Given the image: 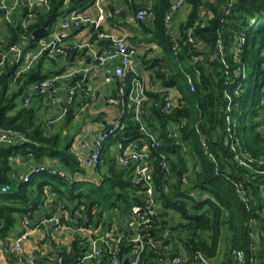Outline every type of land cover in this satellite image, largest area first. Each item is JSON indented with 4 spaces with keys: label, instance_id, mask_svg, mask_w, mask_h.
Returning a JSON list of instances; mask_svg holds the SVG:
<instances>
[{
    "label": "trees",
    "instance_id": "1",
    "mask_svg": "<svg viewBox=\"0 0 264 264\" xmlns=\"http://www.w3.org/2000/svg\"><path fill=\"white\" fill-rule=\"evenodd\" d=\"M187 1L192 4V11L187 23L181 27L178 52L171 47V36L164 21L171 0H154V14L148 20L151 22L148 28V21L137 22L150 35L147 42H165L161 60L144 62L148 68H155L151 83L159 88H175L178 95L173 107L165 112L152 106V100L160 97L159 92L147 90V100L142 108L147 113L141 114L139 119L161 143L157 150L150 152L151 198L155 214L151 216L148 232L152 243L144 247L141 264H171L170 260L175 257L183 258L177 264H226L234 251L243 253L246 264H264V166L257 167L261 173L240 167L231 150V142L237 141V152L253 159L264 157V132L259 129L264 116V0H238L228 14L224 9L226 0ZM91 3L89 0H47V6L33 9L35 17L26 32L15 12L11 22L3 21L7 33L0 50L19 42L22 32L29 43L25 49H33L37 39L32 37L35 29L47 21L52 27L70 10L83 9ZM202 6L210 10L211 18L205 26L194 29V35L208 44L207 50L202 52L205 61L196 66L200 71L196 76L194 66L187 58L191 47L183 35L194 25ZM132 7L135 15L137 5ZM19 9L22 17L25 16L26 9ZM241 31L245 42L237 54V35ZM50 33L49 30L41 37ZM218 34L225 64L219 59H209L216 48ZM95 39L99 46L109 49V40L98 35L93 37ZM84 55V50L79 52L81 59ZM166 56L172 58V63L162 65L167 62ZM44 62L50 61L41 60L16 80L13 79V64L7 62L0 70V127L18 130L24 138L13 145H0V187L9 186L7 192L0 193L2 243L15 234L17 223L25 218L33 226L32 213L45 200L44 186L53 196L54 210L68 213L70 227L98 229L99 235L111 230L124 217L136 219L135 207L145 212L149 206L148 185L134 182V166H119L116 152H109V148L114 149L118 142L127 144L139 137L140 123L133 110L121 118L123 127L105 142L100 164L87 172L82 161L74 155L72 144L88 116L74 122L77 106L72 103L66 106L62 119L47 125L34 106H23L18 101L31 83L54 75L44 70ZM241 66L246 72L244 78L240 76L238 80L235 71ZM61 73L63 70L56 75ZM187 75L191 76L193 90ZM132 78L134 73H127V91ZM76 79L77 76L70 78L72 84ZM238 85L239 94L235 95ZM12 86L14 90L10 89ZM227 95L231 97L230 101ZM226 112L236 119V125L231 129L232 137L223 121ZM243 118L244 125L241 124ZM169 131L177 133V138H168ZM11 156L29 165L52 161L66 174L63 177L46 172L32 174L28 182L12 179L11 174L20 171V165L12 164ZM162 159L164 166L160 165ZM86 174L95 182L72 181V177ZM183 175L188 177L186 185L181 182ZM239 182L244 183L243 190L249 198L247 205L238 198L235 184ZM170 214L178 215L177 223ZM253 218L259 224L257 236L250 234ZM114 233L130 238L142 231L140 227L136 230L124 227ZM44 242L49 244L51 259L42 264H58L60 257L81 254L89 249L87 239L75 233L67 246L51 236L45 237ZM122 247L128 252L132 244L124 241ZM219 257H222L221 262ZM105 260L103 256L101 262Z\"/></svg>",
    "mask_w": 264,
    "mask_h": 264
},
{
    "label": "built area",
    "instance_id": "2",
    "mask_svg": "<svg viewBox=\"0 0 264 264\" xmlns=\"http://www.w3.org/2000/svg\"><path fill=\"white\" fill-rule=\"evenodd\" d=\"M238 0H226L224 9L225 14H228L230 10L234 7L235 3ZM95 5H99L100 0H89ZM128 3L137 5L134 20L138 21H148L153 18V6L154 0H127ZM187 0H171V4L167 13L164 16V21L166 24V29L171 36V47L174 51L178 52L180 49V40L182 36L176 34L174 31V21L175 16L179 10L186 4ZM47 6V0H0V12H4V16L8 17L11 9L13 8H25V16L23 20L22 27L27 29L31 21L34 19L35 15L33 9L35 7H44ZM206 16H211V12L205 6L201 7L200 18L194 22V25L189 29L185 30V35L183 38L186 43L191 47V50L188 52V59L191 64L194 66V74L199 75V68L196 67L197 64L205 61V56L202 54L203 51L207 50L208 44L201 38L194 35V29L196 26L202 25V19ZM103 18L102 11L98 18H89L84 15L81 9H73L67 12L63 16L59 29L46 37H39L34 42V48L26 50V46L20 42L10 44L6 49L0 50V70L6 65L7 62L15 66L14 69V80H16L23 73H26L31 70V68L38 63L41 59L53 60L60 56H65L68 51V47L61 43V38L65 35L64 30H68L69 27L73 26L76 29H80L85 24H90L95 28H98L100 22ZM63 30V32H59ZM238 41L236 42L235 51L237 54L240 53L241 47L245 42L244 32H239ZM27 38V36H25ZM99 38H104L110 41V47L105 53H101L98 57L95 58L96 64L98 66H103L110 63L112 65L111 76L115 78L116 92L113 95H105L100 92L97 95V98L107 106L113 107L117 110L116 114L110 118L106 125L102 127L96 135L91 138L89 141L86 139L77 140L72 144V150H74L75 145H79L82 150L87 149L88 152L83 158L82 165L87 172H91L97 165L101 162V152L104 146V143L111 137H114L117 130L121 129L122 123L121 118L126 114L130 113L132 110L137 115L136 120L140 119L141 114H146L147 112L143 110V102L147 100L145 92L147 90L159 92L160 97L157 100H152V106L156 109L162 111H169L174 103L177 100V92L175 88H159L152 89V87H145L140 80L135 77L137 73L132 70L133 58L136 56V50L132 47H129L123 37L100 34ZM219 59L223 64L225 61V53L222 46V40L220 34H218V39L216 41V48L213 54L210 56V61L212 59ZM78 64H81L83 59L78 58ZM83 69L81 67H73L68 72L66 77L68 79L77 76ZM133 72L134 78L130 82L129 91H127V73ZM245 68L241 66L235 71V76L240 79V76L244 78ZM111 76H106L104 78L105 82L111 80ZM64 77V76H62ZM187 81L191 90L194 88V84L191 80V76L187 75ZM83 86L82 80H76L74 83L67 88L69 95V101H72L73 96L75 95L77 89ZM58 85L57 77L46 78L42 81L34 82L29 87V93L24 97L23 106H27L29 100L32 96H42L47 99L48 104L51 107H59V113L56 117L49 118L46 120L47 125L55 124L58 120L62 119L66 113V105L61 104L58 96ZM240 85L236 88L234 94H239ZM228 101L231 100V97L227 95ZM229 112L230 109L228 108ZM77 118V115H76ZM224 125L229 133L236 125V119L232 117L227 112L223 115ZM140 135L137 140L130 141L127 144L124 142H118L115 146L116 161L119 166H134V182L136 184L144 183L148 185L147 195L149 197L148 203L149 206L147 210L141 211L138 207L133 209V213L136 214V221L133 223L135 230L137 227H140L142 233H137L132 237L128 238L123 234H115L113 230H109L103 235L98 234L97 229L90 227L77 226L70 227L67 222L69 221V216L67 214H62V211L54 210L52 206L53 197L49 192L47 186L44 188L46 193V201L44 200V210L45 216L43 218L36 220L31 225V222L25 218L22 221V230L15 236L7 238V241L2 243L0 242V250L8 255H10L15 264H33V259H38L37 257L32 258L27 256L26 246H28L33 238V235L39 230V228L45 224H49L51 232L53 234H60L64 231H72L77 235H82L85 237L89 244V249L86 252L81 254H74L73 259L69 264H116L117 257L119 252L123 249L122 245L124 241L132 244V248L128 252H122L121 262L127 260L126 264H141L142 262V253L146 244H151L152 240L149 238L148 232L151 229V216L155 214L153 209V199L152 188H151V159L150 152L151 150H157L161 143L157 136L151 133L145 124L140 120ZM261 131L264 132V116L262 118V123L259 127ZM233 134L231 133V137ZM167 137L171 139L177 138V133L169 131ZM24 140L23 135L18 130L12 128H3L0 127V145H13L16 140ZM238 142H231V150L234 152V159L237 162V165L244 167L247 170L253 171V173H261L257 167L264 166V157L253 159L245 154L237 152ZM79 156V155H78ZM80 158V157H79ZM10 162L12 164H18L19 158L16 156L10 157ZM160 165L164 166L165 161L162 159ZM46 172L50 175L56 176H65L66 171L59 168L52 161H45L37 165H29L25 171H14L11 174L12 179H18L22 182H28L32 174H39ZM73 182H95L89 177V175L76 176L72 179ZM181 182L183 185L188 183L187 175L181 177ZM98 183V182H97ZM96 183V184H97ZM236 190L238 198L247 205L249 203V198L245 195L243 190V182L236 183ZM9 190L8 185H3L0 187V193H5ZM191 195H193L191 193ZM262 195L264 197V187L262 188ZM141 214V215H140ZM251 236L256 234L257 228L259 227L258 220L253 218L250 221ZM147 238V239H146ZM33 249V248H32ZM34 250V249H33ZM105 256L106 260L101 262V258ZM70 257V256H67ZM65 258V257H63ZM62 257L58 258V264L63 259ZM183 259V258H182ZM180 257H175L170 260L171 264L180 263L182 260ZM43 263V262H42ZM41 263V264H42ZM215 264V263H213ZM226 264H246L244 260L243 253L240 251H234L230 255V259Z\"/></svg>",
    "mask_w": 264,
    "mask_h": 264
},
{
    "label": "crops",
    "instance_id": "3",
    "mask_svg": "<svg viewBox=\"0 0 264 264\" xmlns=\"http://www.w3.org/2000/svg\"><path fill=\"white\" fill-rule=\"evenodd\" d=\"M208 1L214 2L215 0H208ZM132 6L133 4L128 3L127 0H100L98 6L95 5L94 3L87 5L85 8L81 9V11L84 15L88 16L89 18L92 19L98 18L100 15V11H102L103 18L100 22L99 27L95 28L90 24H85L80 29H76L75 27L71 26L69 27L68 30H64L65 35L61 38V43H63L65 46L69 48L67 54L65 56H60L56 58L55 59L56 62L54 63L52 62V60H45V59H44L45 61H50V62L42 63L44 66V70L46 72H51V73L53 72L54 75L52 76L57 77V85L59 86L58 96L61 104L63 103L66 106H68L73 103L74 105L77 106V110L74 113L73 121L77 122L83 120L85 115L88 116L87 117L88 121L85 122V124L81 129V132L75 137L73 143L77 140L80 141L83 139L89 141L91 138H93L96 135V133L102 127L106 125L107 121L110 118H112L117 112L115 108L105 105L103 101L97 98L99 91L104 93L105 95L115 94L117 82L115 78L111 76L112 65L110 63L105 64L103 66H98L96 64L95 61L96 54L99 52L105 53L108 50V48L107 46L105 47L99 46L97 40L96 39L93 40V37L95 35H98V37H100V34L123 37L127 45L129 47L134 48L137 53L136 56L133 58V65H132V70H134L137 73L135 77H137V79L140 80L145 87L147 86L152 87V89L154 90L159 89L158 86L151 83V77L153 75V70H155V68L153 70L148 68V65L144 62L150 59L161 60V55L163 54V48L157 42H147V39L149 38L150 35H148L147 31H144L143 27L138 25L137 22L134 20V9ZM19 10H20L19 7L11 9V12L8 17L4 16V12H0V22L3 23L4 20L7 22H11L13 14L16 12L15 14L18 16L17 20H19L20 26L23 29L22 24L24 20V15L22 17V13ZM191 11H192V4L187 1L186 4L176 14L174 21V31L176 34L179 35L181 34L182 31L181 27L187 23ZM200 12H201V7H200ZM200 12H199V17L197 19L200 18ZM62 18L63 17L58 19L57 22L54 25H52V27L49 26L48 31L50 30L51 32L49 35H51L52 33H54L59 29ZM210 18L211 16L204 17L202 19L201 26H205L207 24L208 19ZM150 23L151 22L149 21L146 23L147 28L149 27ZM23 30L26 32V29ZM59 32H63V30H59ZM2 33L3 36L6 37L7 30H4ZM19 42L24 44L26 47L29 45L28 38L25 37L23 32L20 35ZM82 50H84L85 55L82 57L83 59L82 63L78 64L77 60L79 58V52ZM69 51L70 54H68ZM72 59L73 61H71ZM38 63H36L33 67H35ZM165 64L166 62L162 63V65ZM73 67H81L83 69V71L77 75V79H76V80H82L83 86L77 89L75 95L72 98V101H69L67 88H69L72 85V81L68 79L66 75ZM60 70H63V73H61V75H56ZM52 76L49 78H53ZM106 76H111V80L105 82L104 78ZM30 85L28 86L26 92H24L22 100H20L22 104H24V97H26L27 93H29ZM28 105H32L36 108L37 113L42 118V120H47L49 118L56 117L57 114L59 113V107L58 106L51 107L48 104L47 99L42 96H36V95L32 96L27 106ZM46 110H51V111L46 112ZM105 145L106 144L104 143L103 148L105 147ZM72 151L77 158L80 157L79 158L80 160H83V158L86 156L88 152L87 149L82 150L79 145H75V148ZM109 152L114 153L115 149H113V147H110ZM27 164L25 162L19 161L18 165H20L19 166L20 171H25L29 166V164L28 165ZM44 198L46 201L45 192H44ZM44 203L40 204L39 209L33 211L32 213L33 223L36 222V220L41 219L43 218V216H45ZM61 213L68 215V213H66L65 211H62ZM170 217H172L175 223L178 222V215L170 214ZM135 221L136 219L134 218L124 217V220H121L119 224L117 223V225L115 224L113 225L114 227L112 228V230L114 232L115 230H119L124 227L125 228L132 227L133 230H135V226L133 225ZM19 223L20 226L18 227V229H15V234L13 236L18 234L22 230V222ZM73 235L74 233L69 230L61 232L58 235L53 234L51 232L50 225L45 224L39 228V230L33 235L31 243L28 246H26L27 256L32 258L37 257L38 259L44 258L42 262H44L45 260H50L51 258L48 253L49 244L48 242L47 243L44 242L45 237L51 236V238L56 240V242L59 241L63 245L67 246L70 244ZM42 242L44 243L42 244ZM46 255H48L49 257L45 258ZM5 256L7 257L6 259ZM221 260L222 257H219L220 262ZM0 264H15V263L10 255L4 254V252L0 250Z\"/></svg>",
    "mask_w": 264,
    "mask_h": 264
},
{
    "label": "water",
    "instance_id": "4",
    "mask_svg": "<svg viewBox=\"0 0 264 264\" xmlns=\"http://www.w3.org/2000/svg\"><path fill=\"white\" fill-rule=\"evenodd\" d=\"M49 28V22H45L44 25L38 29H35L32 33V37L33 38H39L40 36H42V34H44L46 31H48ZM101 53H97L96 57H98ZM66 202L63 203V205H65ZM123 249L119 252L118 257H117V261L116 264H126L127 260H125L124 262H121V255H122ZM49 256L46 255L45 258H48ZM73 259V254L70 257H65L60 261V264H69ZM44 260V258H40V259H33L32 263L33 264H41L42 261Z\"/></svg>",
    "mask_w": 264,
    "mask_h": 264
},
{
    "label": "rangeland",
    "instance_id": "5",
    "mask_svg": "<svg viewBox=\"0 0 264 264\" xmlns=\"http://www.w3.org/2000/svg\"><path fill=\"white\" fill-rule=\"evenodd\" d=\"M3 28H4V27H3V23L0 22V46H1V44L4 42V36H3V33H2V32H3L5 29H3ZM157 43H158L159 45H161V47H162V46H165V42H164V41H163V42H162V41H161V42H157ZM165 61H167L166 63L171 64V63H172V58L169 57V56H166V57H165ZM174 70H176V69L174 68ZM13 87H14V86L10 87V89L14 90ZM23 95H24V94H23ZM23 95H21V96L19 97L18 101L22 100ZM187 95H188V93H187ZM189 98H190V101L193 103L192 97L190 96ZM49 111H51V110H46V112H49ZM244 111H247V110L244 109ZM244 114L246 115L247 112H245ZM244 122H245V120H244V118H243L241 124L244 125ZM72 179H73V177H72ZM19 226H20V223H17L15 229H18ZM39 243H40V241H39ZM40 245H41V244H40ZM26 250H27V247H26ZM4 254H6V253H4ZM6 258H7V257L5 256V259H6Z\"/></svg>",
    "mask_w": 264,
    "mask_h": 264
}]
</instances>
